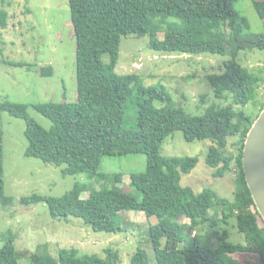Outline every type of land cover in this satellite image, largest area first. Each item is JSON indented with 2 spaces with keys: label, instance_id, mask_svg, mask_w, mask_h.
I'll return each instance as SVG.
<instances>
[{
  "label": "trees",
  "instance_id": "1",
  "mask_svg": "<svg viewBox=\"0 0 264 264\" xmlns=\"http://www.w3.org/2000/svg\"><path fill=\"white\" fill-rule=\"evenodd\" d=\"M235 0H69L71 22L76 38L77 96L74 102H47L34 108L52 122L43 128L29 114L24 103L6 101L2 110L26 123L28 147L25 155L45 164L64 166L63 175H86L99 185L83 199V183L62 197L34 194L23 198L26 205L44 203L55 219L80 218L95 232L118 234L126 230L121 213L144 212L156 216L158 223L149 228L157 264H228L225 254H247L257 246L259 263L264 264V221L246 183L243 148L246 136L264 109L247 114L243 108L256 103L263 78L237 62L239 52L264 51V32L246 33ZM264 19V0H252ZM2 29L8 26L9 13L0 12ZM160 33L164 38L159 37ZM1 35V32H0ZM149 35L150 48L165 55L230 56L221 73L208 76L219 100L232 96L224 106H209L201 116L188 114L172 104L164 87H144L137 74L116 72L124 37ZM109 55V63L103 56ZM15 67L25 63L5 61ZM1 64V63H0ZM47 76L52 75V71ZM46 76V74H44ZM137 101V126H126L129 101ZM155 100L165 105L158 108ZM236 105V106H235ZM238 106V107H237ZM176 131H182L189 142L210 140L207 164L217 169L215 177H224L236 169L238 177L234 198H221L210 188L196 194L181 184L182 176L198 165L197 157H165L162 146ZM233 137L237 152L229 150ZM144 154L147 170L132 174L129 192L121 187L124 175L100 171L103 158ZM4 142L0 135V202L5 201ZM112 181L109 186L107 180ZM87 188V182H84ZM140 197V198H139ZM237 220L238 230L246 244L229 242L224 231L218 247L207 245L196 234L201 225L228 223ZM188 219L189 222L184 220ZM168 239L169 245L162 246ZM183 248H180V246ZM47 248V247H46ZM108 256L81 255L76 248L63 249L59 259L45 253L32 255L31 264H118L120 255L111 249ZM22 254L14 240L0 245V264H20ZM132 264H149L147 251L139 247Z\"/></svg>",
  "mask_w": 264,
  "mask_h": 264
},
{
  "label": "rangeland",
  "instance_id": "2",
  "mask_svg": "<svg viewBox=\"0 0 264 264\" xmlns=\"http://www.w3.org/2000/svg\"><path fill=\"white\" fill-rule=\"evenodd\" d=\"M235 8L246 33L264 32V19L253 7L252 0H235ZM9 13L8 26L2 29L0 23V135L4 142L5 201L0 202V245L12 239L17 251L22 254L20 264H31L32 255L47 250L59 259L63 249L76 248L81 255L97 254L108 256L109 249L118 252V264H132L131 260L139 247L149 256V264H157L150 241L149 228L158 223L156 216L147 217L144 212L124 211L121 213L126 230L118 234L95 232L80 218L55 219L44 203L26 205L23 198L34 194L62 197L69 193L76 183H83V199L90 195V189L99 185L86 175H63L64 166L45 164L38 158L25 155L28 141L25 137L26 123L2 110L6 101L24 103L28 111L43 128L49 130L52 122L39 113L34 105L47 102H74L77 96L76 38L71 22L69 0H0L1 10ZM1 21V19H0ZM159 37L164 38L160 33ZM230 56L221 55H165L150 48L149 35H129L122 39L121 53L116 72L120 75L135 73L144 87H164L172 98V104L191 115H203L212 105H227L232 96L219 100L214 94L208 76L221 73ZM109 55L103 61L109 63ZM5 61L22 62L26 67H15ZM237 62L244 68L261 76L263 81L258 90L256 103L243 110L255 116L264 101V51L244 50L239 52ZM52 71V75L47 76ZM46 74V76L44 75ZM154 105L162 108L165 103L155 100ZM236 106V105H235ZM238 107V106H237ZM137 101H129L126 111V126H137ZM233 137L229 150L237 152ZM213 143L210 140L189 142L182 131L169 136L163 146L165 157H197V167L182 176L181 184L191 187L196 194L204 189L215 190L221 198L233 199L238 170L233 169L224 177H215L217 169L207 164V157ZM147 170L144 154L107 156L103 158L100 171L105 174H123L121 187H130L131 175ZM112 187V181L107 180ZM87 182V188L84 185ZM140 198V197H139ZM189 222L188 219L184 220ZM236 218L228 223L201 225L196 234L212 247H218V238L224 231L229 233V242L245 245L246 240L237 228ZM168 239L162 246L169 245ZM47 247V248H46ZM180 248H183L181 245ZM258 247L247 254H225L228 264H258Z\"/></svg>",
  "mask_w": 264,
  "mask_h": 264
},
{
  "label": "water",
  "instance_id": "3",
  "mask_svg": "<svg viewBox=\"0 0 264 264\" xmlns=\"http://www.w3.org/2000/svg\"><path fill=\"white\" fill-rule=\"evenodd\" d=\"M242 167L255 206L264 221V109L246 136Z\"/></svg>",
  "mask_w": 264,
  "mask_h": 264
}]
</instances>
